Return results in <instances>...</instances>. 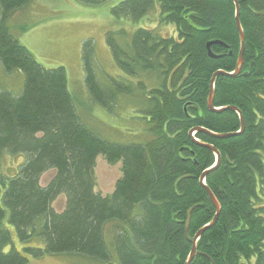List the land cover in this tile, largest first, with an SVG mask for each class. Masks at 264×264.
<instances>
[{"label": "trees", "instance_id": "obj_1", "mask_svg": "<svg viewBox=\"0 0 264 264\" xmlns=\"http://www.w3.org/2000/svg\"><path fill=\"white\" fill-rule=\"evenodd\" d=\"M29 1L0 0V63L24 75L20 94L0 91V162L5 153L24 157L12 176L0 175V264L47 254L185 264L194 236L216 215L205 188L220 212L198 238L190 264H264V0H236L244 51L232 76L240 48L232 0H75L113 3V18L137 26L106 36L123 77L101 83L91 42L82 48L92 103L110 113L133 106L148 122L149 141L131 145L102 140L84 125L65 69L42 67L13 36L10 17ZM165 27L172 32L163 35ZM216 41L224 45L207 50ZM217 72L226 75L214 80L209 111ZM203 130L237 135L217 139ZM204 146L219 154L214 169L216 155ZM99 156L121 163V178L105 197L95 190ZM49 171L54 175L42 186ZM61 196L63 210L56 212L52 204ZM34 238L44 247H26Z\"/></svg>", "mask_w": 264, "mask_h": 264}, {"label": "rangeland", "instance_id": "obj_2", "mask_svg": "<svg viewBox=\"0 0 264 264\" xmlns=\"http://www.w3.org/2000/svg\"><path fill=\"white\" fill-rule=\"evenodd\" d=\"M105 4V3H104ZM83 5L75 0H30L22 8L15 11L9 21L11 33L24 46L33 58L46 69L63 67L67 76L68 91L71 94L77 114L81 122L92 130L99 138L119 145L144 144L150 139L149 124L127 107L110 113L92 103L85 83L82 63L83 43L90 41L95 56V73L101 83L108 77H123L116 66L107 46L106 36L110 31H132L137 26L111 16V4ZM150 26L153 27L151 23ZM172 28H163V35L170 34ZM118 37L120 42L123 38ZM20 71L7 72L0 63V91L20 94L24 75ZM150 86H158L156 79L145 77ZM3 155L0 162V175L12 176L23 161ZM54 171L41 177V185H45ZM95 190L103 197L114 191L115 183L121 178V163L109 165L102 156L96 159L94 169ZM57 198L52 204L54 211L63 210V200ZM63 199V200H62ZM110 232V231H109ZM106 245L108 239L105 236ZM26 247L43 248L44 243L34 238L26 243ZM28 264H103L102 262L75 255H44L31 258Z\"/></svg>", "mask_w": 264, "mask_h": 264}, {"label": "water", "instance_id": "obj_3", "mask_svg": "<svg viewBox=\"0 0 264 264\" xmlns=\"http://www.w3.org/2000/svg\"><path fill=\"white\" fill-rule=\"evenodd\" d=\"M232 1H233L234 5H235V26H236V30H237V32H238L239 39H240V48H239V54H238V59H237L236 70L234 71L233 74H230V76H232V75H237V74H239V72L241 71V68H242V57H243V51H244V34H243V31H242V28H241V26H240V22H239V6H238V3H237L236 0H232ZM212 44L224 45L223 43H221V42H217V41H216V42H211V43L207 44V50H209V46L212 45ZM208 53H209V56H210L211 58H215L214 56L211 55L210 52H208ZM218 75H226V74L223 73V72H217V73H215V74L213 75V77H212V79H211V81H210V92H209V95H208V98H207V103H206V105H207V109H208L209 111H214V108H213V105H212V101H213V83H214L215 78H216ZM227 75H229V74H227ZM245 75H246V74H245ZM229 109H230V110H234V111H236V109L233 108V107H230ZM237 112H238V114H239V117H240V123H241V131H240L239 133H237V134H241V133L243 132L244 125H243V122H242V116H241L240 112H239V111H237ZM200 130H201V129H198L197 131H200ZM203 132L206 133V134H208V135H210L211 137H213V138H217V139H224V138H229V137H232V136L237 135V134L214 135V134H212V133H210V132H207V131H205V130H203ZM193 133H194V132L191 131V132L189 133V135H190L191 137H193V135H192ZM204 147L209 148V149L212 150V151L215 153V155H216V165L212 168V169H214V168L219 164V160H220V158H219V154L216 153V151H215L212 147H210V146H204ZM212 169H210V170H212ZM210 170L205 171V172L201 175V177H200V183H201L203 186H205V185H204V179H205V176L208 174V172H209ZM205 189H206L207 195H208V197H209V199H210L212 205L214 206V208H215V210H216V215H215V217H214V219H213V221H212V223H211L210 225H207V226L203 227L202 229H200V230L196 233V235L194 236L193 240L191 241V243H192L191 251H190L189 257H188V259H187V261H186L185 264H190L191 260L193 259L194 255H195V253H196V251H195V244H196L198 238L204 233V231H206L208 228H210V227H212V226L214 225V223L216 222V219L218 218L219 212H220V207H219V204H218L217 200L215 199V197L213 196V194L210 192L209 189H207V188H205ZM188 228H189V217H187V221H186V225H185V235H186V236H187V233H188Z\"/></svg>", "mask_w": 264, "mask_h": 264}, {"label": "bare ground", "instance_id": "obj_4", "mask_svg": "<svg viewBox=\"0 0 264 264\" xmlns=\"http://www.w3.org/2000/svg\"><path fill=\"white\" fill-rule=\"evenodd\" d=\"M22 76H23V75H22ZM167 81H168V80H167ZM110 86H111V85H110ZM110 86H109V87H110Z\"/></svg>", "mask_w": 264, "mask_h": 264}]
</instances>
